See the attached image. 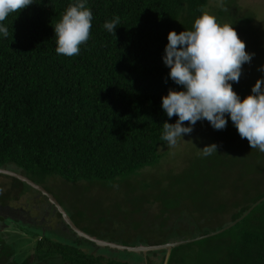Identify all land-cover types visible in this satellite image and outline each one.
Listing matches in <instances>:
<instances>
[{"label": "trees", "instance_id": "1", "mask_svg": "<svg viewBox=\"0 0 264 264\" xmlns=\"http://www.w3.org/2000/svg\"><path fill=\"white\" fill-rule=\"evenodd\" d=\"M75 2L34 0L18 15L10 14L3 22L10 35L6 38L0 34V167L20 172L54 197L46 183L49 178L58 179L56 182L49 179L53 188H59L58 183L64 187L77 186L82 181L130 184L123 182H131L143 167H149L148 172L156 167L163 172L162 179L156 180L166 186L163 195L194 206L199 200L207 204L200 218L191 216L192 221L184 218L187 230L197 227L191 233L198 236L223 228L191 242L198 245L194 260L188 261L183 254L181 245L189 244L184 243L171 248L166 264H264V153L251 149L229 116L226 115L228 123L222 130L214 129L207 120L192 126L198 138L201 129L203 147L217 145L216 153L203 156V147L196 149L193 143L189 145L191 157L184 158L186 164L179 170L164 169L165 163L160 162L170 154L161 139L163 123H175L178 119L167 116L162 97L170 88L182 90L171 80L170 69L163 62L167 36L170 30L177 33L191 30L194 20L207 11L209 0H85L93 14L90 39L81 45L79 55H58L53 26L67 6ZM229 11L219 6L215 16L220 23L223 16L230 18L235 29L241 20L253 18L250 13L229 16ZM117 16L120 23L115 32L107 31L104 23ZM253 64L249 72L257 70ZM257 72L264 76V68ZM235 86L237 92H244L243 82ZM250 93L251 90L247 91V95ZM245 141L246 169L235 171L233 163L241 159ZM167 163L170 165V161ZM0 177L7 179L0 181V213L24 195L25 202L34 197L38 210H43L42 204L48 211L54 210L53 219L62 220L45 195L15 177L5 174ZM135 185L139 186L123 192L126 198L129 195L137 199L133 206L138 215H134L141 222V233L129 236V240L136 237L147 244L170 241L168 235H155L154 225H175L176 220L168 222V217L171 219L176 211L172 215L170 208H162L166 200L152 192L147 194L149 182ZM130 189L139 193L131 195ZM152 196L156 197L154 204L148 205ZM79 208L73 214L68 210L67 213L79 229L97 236L86 228L90 219L86 209ZM225 212L229 213L227 219L223 218ZM94 214L90 215L91 220L95 219L102 228L126 215L121 211ZM3 219L27 233V236L16 234L14 237L21 238L13 239L11 244L15 247L0 252L2 261L12 253L21 254L10 264H127L121 257L132 253L97 246L67 225V230L57 226L42 230L40 224L33 228L24 220L19 223L14 213H7ZM212 223H219L218 229L209 232L200 229ZM37 234L33 257L16 248L19 243L24 247ZM111 236L120 238L111 234L104 239ZM113 240L124 244L122 238ZM161 253L159 264L163 263L165 250Z\"/></svg>", "mask_w": 264, "mask_h": 264}, {"label": "clouds", "instance_id": "2", "mask_svg": "<svg viewBox=\"0 0 264 264\" xmlns=\"http://www.w3.org/2000/svg\"><path fill=\"white\" fill-rule=\"evenodd\" d=\"M33 2L0 0V34L9 37V27L3 22L10 14L18 15ZM92 18L85 0H76L67 6L59 22L53 26L58 55H79L81 45L90 39ZM119 23L117 16L106 21L103 27L115 32ZM167 39L163 62L170 69L171 80L182 86V90L170 88L162 97V108L167 116H177L178 119L175 123H163L161 139L168 146H175L182 135L191 133L192 126L200 120H207L214 129L222 130L228 123L227 114L251 149L264 152V79H257L251 93L243 99L233 89L231 82H239L242 66L251 62L254 53L246 51L245 41L232 24L220 23L214 14L202 11L191 30L179 33L170 30ZM185 122L188 126H184ZM216 152L215 143L202 148V155L206 157ZM178 237L179 240L190 238H182L180 234Z\"/></svg>", "mask_w": 264, "mask_h": 264}, {"label": "rangeland", "instance_id": "3", "mask_svg": "<svg viewBox=\"0 0 264 264\" xmlns=\"http://www.w3.org/2000/svg\"><path fill=\"white\" fill-rule=\"evenodd\" d=\"M219 6H225L228 8L230 11V15H236L238 17L244 16L246 14H253V18H251L250 21L247 20H241V27H237L236 31L239 35V37L245 41L246 43V51L251 53H254L252 56L251 62L250 63H245L242 66V73L241 77L238 83L243 82L245 84V89H242L244 92L240 93L237 92L236 89L238 88L235 86L237 84L236 82H231L233 89L239 94L241 99H243L247 95V91H250L252 89V83H254L257 79H264V76L261 75L259 72L260 69L264 68V41H261L264 38V0H209L208 5H207V11L216 15L215 9L219 8ZM249 14V15H250ZM237 18V17H236ZM222 23H229L232 24V20L226 16H223V19H221ZM247 23L249 27L247 26ZM251 23V24H249ZM244 25V26H243ZM233 26V24H232ZM252 63L253 66L257 69L254 72H249L252 68ZM248 86V87H247ZM227 115V114H226ZM184 126H188V122L185 123ZM202 128V125L199 127ZM199 131V138L197 137L196 134H193V131L189 134H183L182 138H180L175 146H170L168 148L167 143L165 146V149H169L168 155H166L163 159H160L161 164H164V169H168L169 167L172 168L173 170H179V167H182L183 165L186 164V160L184 158H190V147L189 145L195 143L196 149H201L204 144V139L201 137L202 133ZM193 139V140H192ZM193 155H195V151L193 150ZM247 141L244 142V148L242 150V153L240 154L241 159H236L234 161L233 167L235 168V171L246 169V167L243 165V160L247 157ZM262 153V152H261ZM264 153V152H263ZM170 161V165L167 163ZM149 167H143L140 169V171L135 174L134 178L130 181H126L123 183H130V184H115L113 182H86L82 181L79 182L77 186L72 185H67L64 187L62 181V185L58 183L60 186L59 188H56L54 186L53 182H56L58 179L55 178H49L51 180H47L46 183L50 185L48 189L55 195L57 199L64 205L66 208V211L68 210V213H74L73 211L76 209L81 210L79 207L82 209H86V214L87 217L90 218L86 222V228L91 230V232L101 235V236H110L111 234H117L122 238V241H124L125 245L130 244L129 236H134L137 234H140L139 228L141 227V222L138 213H136L134 206H133V201L136 198H132L131 196L128 195V198H126V195H124V191L127 190L131 186H139L135 185V183H143L151 184V187L149 188V192L147 194H157L160 197H162L164 200L163 203L165 206L162 208L164 209L165 207H168L171 209V213L173 215L174 210L177 213L175 216L168 217L169 220L168 222H173L176 220L179 223L185 225V219H190L191 216L194 218H200V212H204L205 207L207 206L206 202L200 201L198 202L197 205L194 206V204L189 203L187 201H182V200H175L172 199L168 194L163 195L165 192L166 186L163 183H156V180L162 179L161 175H163L162 170L156 169H151L148 172ZM158 171V173H157ZM154 172V174H151ZM246 176V175H245ZM243 176V178H245ZM0 181H7V179L0 177ZM52 185V186H51ZM56 185V184H55ZM64 187V189H63ZM154 191H153V189ZM213 190L216 188L213 186ZM135 190H142L141 188H136ZM207 190V189H206ZM129 194L132 195V193H139L137 191H134L133 189H130L128 191ZM36 195V194H33ZM143 197V196H142ZM155 196L149 197V200L151 202L148 203V205H151L154 202ZM137 200V199H136ZM35 201V202H34ZM38 200L34 197H31L27 202H25V197L22 195L18 201H12V204L15 206H23V205H28L34 207L36 205V202ZM158 203V201H157ZM154 204V203H153ZM160 205V203H158ZM37 207V206H36ZM40 207L43 208V210H34L36 212V215H44L45 216V206L40 205ZM154 210L157 209L156 205H153ZM111 211H121L122 213H126L125 216L120 217L119 222H111L108 224L105 228H102L98 225L97 221L91 220L93 217H90V215L95 216L94 213L97 214H102V213H108ZM152 211V210H151ZM179 211V212H178ZM183 211V212H180ZM154 213V211H152ZM9 213V211H7ZM135 214V215H134ZM16 217H22L21 212H15ZM223 218L227 219L229 218V213L226 214L224 213ZM192 221V220H191ZM227 220H223L225 223ZM102 222V221H101ZM191 224V223H190ZM155 235L163 236L168 235L169 237L172 236H177L180 234L182 238H192L194 236L191 233L192 228H188L190 230H187V228H177L174 225H166V224H155ZM200 227H203L200 225ZM219 223H212L208 226H205L203 228H200L201 230H207L208 232L211 230L218 229ZM6 229H4L5 233H11L12 235L19 234L18 236H27V233L25 231H21L17 228V225L9 222L8 225L5 226ZM173 228L172 234H170V229ZM195 229V228H194ZM199 229V228H198ZM162 231V233L160 231ZM196 230V229H195ZM197 231V230H196ZM166 232V233H165ZM195 232V231H194ZM151 233V232H150ZM158 233V234H157ZM2 236L4 233L2 232ZM56 237V236H55ZM133 238V237H130ZM197 241V240H196ZM189 244H184L185 246L181 245L182 247V252L186 256V259L189 261L190 259L194 260L195 255L194 250L198 248V245H195L194 243H191L190 241L187 242ZM17 247L23 249V254L30 253L31 250L27 249L25 252L22 244H18ZM17 252V249H15ZM129 254V253H128ZM21 256V254H18ZM105 256V255H104ZM161 258V255L159 256ZM17 258V256H16ZM15 258V259H16ZM158 258V257H157ZM136 264H138L136 262ZM150 264V261L149 263Z\"/></svg>", "mask_w": 264, "mask_h": 264}, {"label": "flooded vegetation", "instance_id": "4", "mask_svg": "<svg viewBox=\"0 0 264 264\" xmlns=\"http://www.w3.org/2000/svg\"><path fill=\"white\" fill-rule=\"evenodd\" d=\"M50 203V202H49ZM50 204H52V203H50ZM11 205V204H10ZM7 206L6 208H2V210L4 211V213H0V219H1V221H0V252L2 253V252H5V251H11V248L12 247H15V245H13L12 246V244H11V242L13 241V239H15V240H17V239H19V238H21V237H14V236H16V235H12L11 233H5V231H4V229H6L5 228V226H7L8 225V221L7 220H5V219H3V218H6V215H7V211H9V213H14L15 214V212H21L22 213V217H16V218H18V222L20 223V220H24L23 222H26L27 224L29 223L30 225H32L31 227H33V228H35V225H37V224H40L39 226L40 227H42V230H44L46 227H55V226H57V227H61L62 228V230L64 229V230H67V227H66V225L67 226H69L68 224H67V222H65L64 220H63V218H62V216H61V219L62 220H60V218L59 219H53L54 218V215H52L51 214V212L52 211H54L53 209H50V211H48L46 208H45V210H46V212H45V216L44 215H41V216H39V215H36V212H34V210H38V208L36 207V206H34V207H32V206H29V204L27 205H23V206H20V207H18V206H15V205H11V206ZM53 205V204H52ZM16 208H15V207ZM54 206V205H53ZM55 207V206H54ZM52 208V207H51ZM65 209V208H64ZM57 210V209H56ZM66 210V209H65ZM58 211V210H57ZM67 212V211H66ZM16 216V215H15ZM70 217V216H69ZM71 218V217H70ZM72 220V219H71ZM44 224V225H43ZM23 225H25V223L23 224ZM22 226V225H21ZM175 227H177V228H183L184 227V225L183 224H181V223H179L178 221L177 222H175V225H174ZM70 227V226H69ZM77 227V226H76ZM18 228V227H17ZM71 228V227H70ZM72 229V228H71ZM81 230V229H80ZM72 231H74L73 229H72ZM2 232L4 233V235H6V236H2ZM75 232V231H74ZM170 234H172V232H173V228L170 230ZM76 233V232H75ZM17 235H19V234H17ZM57 236V235H56ZM91 236H93V237H95V238H97V239H102V240H106V241H111V242H115V243H119V242H117V241H114L113 239H117V240H120L121 238H113L112 236H114V235H112L110 238L112 239H104V237L105 236H94V235H91ZM176 236V235H175ZM175 236H172L171 237V240L169 241V242H172V241H177V240H179V237H178V235L175 237ZM115 237V236H114ZM116 237H120L119 235H117ZM36 239H39V235L37 234V235H34L33 236V239L30 241V242H27L28 244H26V245H24V247L23 248H25L24 249V251L26 252L27 251V249H30L31 250V252L30 253H27V255H32V257L34 256L33 255V247H34V245H33V241H35ZM91 241V240H90ZM93 242V241H92ZM130 244L129 245H139V244H143V245H151V244H161V243H165V241L164 242H160V243H151V244H147V243H144L143 241H141V240H138V239H136V237H134V238H130ZM167 242V241H166ZM122 244V243H121ZM97 245V244H96ZM97 246H100V247H108V248H110L111 249V247H109V246H102V245H97ZM16 248H17V245H16ZM15 249V248H14ZM119 250H121V249H119ZM162 250H165V249H159V250H154V251H151V250H146L145 252H140V253H136L135 251H129V252H132V253H130V254H125V255H123L121 258L122 259H130L131 260V264H136V262L138 263V264H148V261H150V263L152 262V261H154V262H156L155 264H159L160 263V260L162 259V253H161V251ZM171 250V249H170ZM123 251H126V250H123ZM105 253H106V251H105ZM165 254H166V252H165ZM165 254H163L164 255V258H165ZM25 255V254H24ZM161 255V258L159 257ZM16 256H19V255H17V254H14V253H12V254H10L9 256H8V259H6V260H4V261H2V258L3 257H0V264H10V262L11 261H13L15 258H16ZM26 256V255H25ZM169 256V255H168ZM158 257V258H157ZM18 258V257H17ZM127 259V260H128ZM127 264H129L128 262H127ZM163 264V263H162Z\"/></svg>", "mask_w": 264, "mask_h": 264}, {"label": "water", "instance_id": "5", "mask_svg": "<svg viewBox=\"0 0 264 264\" xmlns=\"http://www.w3.org/2000/svg\"><path fill=\"white\" fill-rule=\"evenodd\" d=\"M0 174L9 175V176L15 177L21 181H24L27 185L31 186L32 188L39 191L41 194L45 195L47 197L48 201L50 203H52L55 206V208L58 210V212L61 214L63 220L65 222H67V224L78 235L83 236V237L93 241L97 245L109 246L111 248H116V249H121V250H126V251H135L136 253L145 252L146 250L154 251V250H159V249H165L166 254H165V258L163 259V264H166L170 249L173 246H176V245H179V244H182L185 242H189V241H196L198 239H202L206 236H209L211 234H214L216 232H220L221 230H223V228H219L216 231H212V232H209L206 234H201V235H198V236H195L192 238L182 239V240H177V241H172V242L168 241V242L161 243V244H151V245H143V244L125 245V244H121V243H115V242H111V241L97 239V238L91 236L90 234L80 230L78 227H76V225L71 220V218L69 217V214L66 212V210L59 204V202L55 199V197L48 190H46L42 185L34 182L33 180H31L27 176L21 174L20 172L15 171L11 168L0 167ZM245 213H247V211ZM232 223H234V222H232Z\"/></svg>", "mask_w": 264, "mask_h": 264}, {"label": "crops", "instance_id": "6", "mask_svg": "<svg viewBox=\"0 0 264 264\" xmlns=\"http://www.w3.org/2000/svg\"><path fill=\"white\" fill-rule=\"evenodd\" d=\"M195 229H197V227H196ZM193 230H194V229L192 228L190 231H191L192 233H194L195 230H194V231H193ZM127 259H128V258H127ZM127 259H125V260H126L129 264H131V260H130V259L127 260Z\"/></svg>", "mask_w": 264, "mask_h": 264}]
</instances>
